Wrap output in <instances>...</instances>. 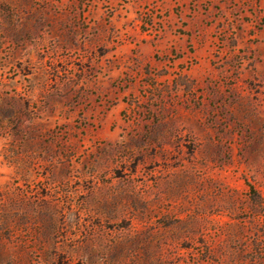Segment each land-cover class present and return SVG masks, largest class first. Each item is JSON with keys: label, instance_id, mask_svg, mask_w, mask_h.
Masks as SVG:
<instances>
[{"label": "rangeland", "instance_id": "obj_1", "mask_svg": "<svg viewBox=\"0 0 264 264\" xmlns=\"http://www.w3.org/2000/svg\"><path fill=\"white\" fill-rule=\"evenodd\" d=\"M0 264H264V0H0Z\"/></svg>", "mask_w": 264, "mask_h": 264}]
</instances>
